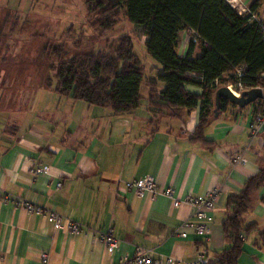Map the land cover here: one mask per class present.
<instances>
[{
    "label": "crops",
    "instance_id": "obj_1",
    "mask_svg": "<svg viewBox=\"0 0 264 264\" xmlns=\"http://www.w3.org/2000/svg\"><path fill=\"white\" fill-rule=\"evenodd\" d=\"M245 1L251 7L255 0ZM255 14L264 17V1ZM189 35L181 32L180 54ZM55 85L10 90L3 104L0 95V264H118L138 246L163 262L171 257L184 264L205 254L214 264L232 244L223 227L229 197L264 168V125L259 133L252 130L255 105L230 104L205 127V142L192 139L199 108L155 116L145 85L139 107L126 115L62 96ZM165 87L158 84L159 91ZM186 88L202 92L197 85ZM238 155L245 162L237 163ZM146 176L157 182L154 198L126 188L127 181ZM167 187L181 200L218 189L209 240L184 226L197 222L194 208L174 206L163 193ZM252 198V206L238 214L252 226L242 235L238 264H264V185ZM19 199L62 215V228L17 205ZM70 221L82 230L72 232ZM109 228L119 239L113 253L100 238Z\"/></svg>",
    "mask_w": 264,
    "mask_h": 264
},
{
    "label": "trees",
    "instance_id": "obj_2",
    "mask_svg": "<svg viewBox=\"0 0 264 264\" xmlns=\"http://www.w3.org/2000/svg\"><path fill=\"white\" fill-rule=\"evenodd\" d=\"M84 1L93 17V28L100 32L111 30L124 11L146 36L147 52L162 69L154 77L147 74L129 35L100 50H81L85 38H79L74 42L76 51L69 57L66 43L50 48L49 55L59 59L52 67L55 90L60 95L126 115L139 107L143 98L141 88L145 85L155 116H176L183 110L199 108V122L192 139L206 142L205 127L215 117V92L220 86L236 82L238 67L245 68L241 77L245 88L261 87L264 91V38L260 24L252 14L240 15L226 0ZM263 1L255 0L251 10L255 12ZM185 30L193 33L186 52L180 54L181 32ZM216 79L220 81L219 87L214 84ZM159 83L166 85L163 91H159ZM186 85L200 86L202 92H191ZM230 104L233 103L221 98L219 114ZM253 104L256 113L264 112V96ZM263 185L264 168L247 179L240 193L229 197L231 212L223 227L232 244L214 264H238L242 235L252 228L244 225L238 214L252 206L254 193Z\"/></svg>",
    "mask_w": 264,
    "mask_h": 264
},
{
    "label": "rangeland",
    "instance_id": "obj_3",
    "mask_svg": "<svg viewBox=\"0 0 264 264\" xmlns=\"http://www.w3.org/2000/svg\"><path fill=\"white\" fill-rule=\"evenodd\" d=\"M92 21L84 0H0L1 104L8 100L10 90L55 84L52 65L59 59L49 55L51 46L66 43L69 57L76 51L74 42L79 38H85L81 50H100L129 35L148 73L155 76L162 69L147 52L146 36L124 11L106 32L95 30Z\"/></svg>",
    "mask_w": 264,
    "mask_h": 264
},
{
    "label": "built area",
    "instance_id": "obj_4",
    "mask_svg": "<svg viewBox=\"0 0 264 264\" xmlns=\"http://www.w3.org/2000/svg\"><path fill=\"white\" fill-rule=\"evenodd\" d=\"M240 15H249L252 14L253 20H256L260 24L262 36L264 38V17L258 18L251 10V7L245 0H226ZM190 32L189 37L182 42V48H186L188 46L191 34ZM245 68L244 66H240L236 70V74L238 79L236 82H230L226 84L230 88V90L237 96H241V93L250 88H245L241 81L242 75H244ZM264 77V72L262 73ZM214 84L219 87L220 81L216 79ZM264 125V112H261L256 115V122L252 125V130L254 133H259ZM235 161L237 163L245 162V158L241 155L236 156ZM41 168H38L36 172H40ZM61 184L59 183L58 186ZM126 188L129 190L134 189L139 195L143 196L146 193H151L153 198L159 192L157 188V182L153 176H146L141 179H136L132 181H127L125 183ZM163 193L168 197L173 199L174 206H179L181 202H186L190 204L194 208V216L197 219L196 223L185 222L184 226L186 228H193L194 231L198 234L203 236L205 239L209 240L212 230L209 226V221L211 220L209 216V212L214 208L215 203L218 198V189H213L205 193L204 195L194 196L192 194L188 195L185 200H181L180 198L176 197L174 194V190L171 187L164 188ZM16 204L25 207L29 211H35L38 213H42L46 216L50 221L54 222L56 229L62 228V215L54 212V211H47L46 208L40 205H36L30 201L19 199L16 200ZM69 229L72 232H78L82 230V224L75 221L69 222ZM180 235L182 237H187L188 232L186 230H182ZM101 240L104 242L107 251L109 253H113L114 250L117 248L119 239L114 234L113 228H109L107 231L101 233L100 236ZM43 260L47 261V254H43ZM176 260L169 257L165 262L161 259H154L151 255L150 251L147 248L142 246H138L134 255L132 256H124L120 259L118 264H175ZM184 264H211L209 257L205 254L199 255V257L192 262H185Z\"/></svg>",
    "mask_w": 264,
    "mask_h": 264
},
{
    "label": "water",
    "instance_id": "obj_5",
    "mask_svg": "<svg viewBox=\"0 0 264 264\" xmlns=\"http://www.w3.org/2000/svg\"><path fill=\"white\" fill-rule=\"evenodd\" d=\"M264 96L263 88L261 87H253L250 89H246L241 93V96L235 95L228 86L223 85L220 86L215 92V109L214 114L215 117L219 116V108L221 98L227 99L229 102L238 105L239 107H245L259 98Z\"/></svg>",
    "mask_w": 264,
    "mask_h": 264
}]
</instances>
